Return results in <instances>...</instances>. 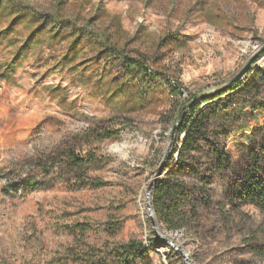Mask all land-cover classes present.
<instances>
[{
	"label": "rangeland",
	"instance_id": "1",
	"mask_svg": "<svg viewBox=\"0 0 264 264\" xmlns=\"http://www.w3.org/2000/svg\"><path fill=\"white\" fill-rule=\"evenodd\" d=\"M27 1L41 9L49 0ZM70 10L102 16L94 31L104 30L130 52L153 56L157 69L179 78L186 100L230 84L252 61L247 75L264 63V0H86L71 3ZM171 37L175 41H165ZM39 49L12 78L0 77V264H77L89 247L131 240L155 247L154 264H188L179 251L193 264H264L247 247L264 244V209H234L228 194L233 175L216 178L214 206L202 211L195 230L168 232L156 216L154 229L146 196L176 149L173 82L163 77L144 102L112 98V79L125 81L119 69L106 73L104 89H98L95 74L103 73L102 65L82 78V68H56L49 52ZM14 54L0 44V65ZM133 105L138 107L131 110ZM96 130L117 134L98 142L90 136ZM242 142L228 144L234 161ZM68 147L98 150L111 160L89 173L102 187L56 179L25 184L31 158ZM153 235L173 240L177 249L156 244Z\"/></svg>",
	"mask_w": 264,
	"mask_h": 264
},
{
	"label": "trees",
	"instance_id": "2",
	"mask_svg": "<svg viewBox=\"0 0 264 264\" xmlns=\"http://www.w3.org/2000/svg\"><path fill=\"white\" fill-rule=\"evenodd\" d=\"M74 2L82 4L86 0H49L45 2L47 8L41 9L27 0H0V44L6 43L7 48L14 49L15 53L10 63L0 65V77L12 78L11 74L29 52L39 48L49 52L47 59L56 62V68H82V78L86 73L91 74L95 66L102 65L103 73L95 74L101 78L97 80L101 86L98 89H104L102 79L106 73L109 77L116 68L119 69L125 75V81L116 76L112 79V98L125 95L130 102L135 98L144 102V97L152 94L163 83L164 77L166 82L174 83L171 94L176 102L171 119L174 128L179 124L175 152L166 163L163 179L157 181L152 193L151 202L159 222L171 233L195 230L201 222L202 211L213 208L214 183L223 175H233L228 194L234 209L241 206L264 209V70L253 69L244 80L228 88L191 95L186 100L177 76L168 77L163 69H157L153 56L130 52L104 30L94 31L101 28L97 24L102 16L83 17L79 10L71 12L70 5ZM165 41L173 42L175 38H166ZM42 53L43 50L39 56ZM137 107L133 105L131 110ZM116 134L96 130L90 136L101 142ZM233 139L243 141L238 161L233 160L228 150ZM110 162L98 150L83 153L75 147H68L56 155L31 158L32 169L25 184L33 188L40 180L56 179L74 180L80 186L100 188L103 183L89 173ZM152 240L156 244H165L154 235ZM247 247L253 255L264 259V244L251 243ZM154 251L153 245L139 240L109 242L101 247H89L77 255L75 262L154 264L151 256ZM235 264L256 263L237 260Z\"/></svg>",
	"mask_w": 264,
	"mask_h": 264
},
{
	"label": "water",
	"instance_id": "3",
	"mask_svg": "<svg viewBox=\"0 0 264 264\" xmlns=\"http://www.w3.org/2000/svg\"><path fill=\"white\" fill-rule=\"evenodd\" d=\"M252 64H253V61L248 65V67H246V68H245V69H244V70H243V71H242V72L236 77V79H235L233 82H231L230 84L224 86L223 88H228L229 86H231V85L235 84L236 82L242 80V79L247 75V73H248V71L250 70ZM178 124H179V123H177V124L175 125V128H174V135H175V132H176V130H177ZM174 135H173V138H174ZM161 175H162V171H160L158 177H160ZM156 183H157V182H155V183H154V184L148 189L147 196H146V204H147V209H148V215H149L150 221H151L152 224H153L154 229H155V225H156V222H155V216H156V214H155V212H154V210H153V206H152L151 199H152L153 189H154V186L156 185ZM158 238H159L160 240H163L165 244H167V245H169V246H172L173 248H176V247H175V243H174L173 240H170V239H168V238H161V237H159V235H158ZM176 249H177V248H176ZM179 253L184 257V259L186 260V262H187L188 264H193V263L190 261V259H189L187 256H185V255L183 254V252L179 251Z\"/></svg>",
	"mask_w": 264,
	"mask_h": 264
},
{
	"label": "built area",
	"instance_id": "4",
	"mask_svg": "<svg viewBox=\"0 0 264 264\" xmlns=\"http://www.w3.org/2000/svg\"><path fill=\"white\" fill-rule=\"evenodd\" d=\"M255 69H262V70H264V63L263 64H261V65H259L257 68H255Z\"/></svg>",
	"mask_w": 264,
	"mask_h": 264
}]
</instances>
